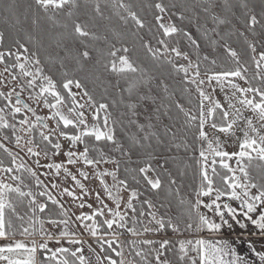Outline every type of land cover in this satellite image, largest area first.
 <instances>
[{
    "label": "snow or ice",
    "instance_id": "obj_1",
    "mask_svg": "<svg viewBox=\"0 0 264 264\" xmlns=\"http://www.w3.org/2000/svg\"><path fill=\"white\" fill-rule=\"evenodd\" d=\"M88 3L89 0H83V4L80 0H32L24 18L28 19L27 13L34 5L31 25L38 34L26 31L21 36L16 0H0L4 23L8 25L0 29V173L6 174L0 179V264H93L84 255L85 241L77 236L81 229L99 243V252L88 245L95 264H248L226 239H181L177 249L170 239L120 237H143L169 229L173 234L200 233L204 229L219 233L222 225L232 226L226 215L244 228L245 224L237 219V207L218 202L222 197L239 201L242 216L264 231V40L258 39L264 35V0H237L243 11L236 19L243 30L224 34L220 26L231 21L215 9L231 11L229 0H220L219 4L217 0H105V7L111 8L124 28L109 29L113 40L97 35L90 30L95 24L90 26L76 16L74 10L87 8ZM92 11V19H111L105 17L99 2ZM188 12L193 15H186ZM200 12L205 14V24L199 23ZM209 19L211 29L206 27ZM185 20L189 24L196 22L197 33L210 42L213 51L223 48L226 58L220 70H215L217 58L201 53L199 39L183 26ZM41 21L48 22L49 27L43 28ZM69 22L71 33L67 32ZM57 28L65 31L52 36L51 29ZM233 35L243 39V51L229 43ZM66 37H74L83 50L73 55L64 43ZM45 38L52 39L56 49L63 51V56L56 52L58 62L50 51L51 45H45ZM101 39L105 48L89 43ZM65 60H75L79 72L92 62L91 71L81 78L77 72H69ZM100 69L115 77L112 86L119 90V105L127 112L113 114L117 100L109 101L108 88L103 86L101 76L95 75ZM89 76L94 85L101 81L99 99L95 87L90 89L85 83ZM169 78H178L179 98L177 91H169ZM154 80H159L158 86L165 94L159 104L149 87ZM142 88L147 91L142 92ZM141 105L143 112H138ZM173 108L175 115L171 114ZM161 110L172 123L164 124L162 132H158L153 121H160ZM143 113H149L146 123L139 120ZM126 115L127 125L136 129L135 133H126L130 147L117 137V125L123 130ZM153 140L161 147L169 145V150L183 146L191 153L189 159L194 161L199 186L196 200L186 213H160L165 205L158 206L147 195L164 189L165 175L171 193L176 179L166 167L169 157H160L154 165L157 156L147 152L142 162L137 159L138 167L127 166L133 162L132 149L151 148ZM9 144L19 151H13ZM108 145L112 146L109 152L127 157L123 178L119 175L121 160L105 151ZM229 146L235 150L229 151ZM20 152L34 158L36 168L29 166ZM57 157L63 159L57 162ZM108 164L114 167L100 169ZM50 174L54 178L45 183L41 177L48 178ZM128 175L139 187L129 184ZM109 177L111 184L107 182ZM91 179L98 181L103 196L101 191L86 186L85 181ZM69 180L80 190L79 195L67 186L59 195H53V190ZM123 193L128 194L126 199ZM60 195L70 197L74 204L78 201V208L90 211L81 212L72 221ZM89 195L94 197L92 202L85 199ZM185 203L188 202L180 201L181 205ZM254 213L258 219L253 218ZM70 222L76 225L75 231L70 230ZM104 226L103 236H99ZM53 228L59 229L58 234ZM65 238L74 247L64 246ZM53 241L55 248L49 246ZM257 255L264 264V252Z\"/></svg>",
    "mask_w": 264,
    "mask_h": 264
},
{
    "label": "trees",
    "instance_id": "obj_2",
    "mask_svg": "<svg viewBox=\"0 0 264 264\" xmlns=\"http://www.w3.org/2000/svg\"><path fill=\"white\" fill-rule=\"evenodd\" d=\"M96 2L100 3L101 8L104 10L105 17H111V19H101L99 17L92 19V17L95 16V13L92 11V8ZM125 2H128V0H125ZM133 2H135V0H133ZM168 2H169V0H165V3H168ZM177 2H179V0H177ZM189 2L195 3V2H197V0H189ZM200 2L202 3L203 0H200ZM217 2L219 4L220 0H217ZM251 2H253V0H250V3ZM16 3L18 5L17 15H18V18L20 20V25L18 27L23 30L20 32V35L23 36L26 31L32 32L33 35H37L38 32L34 31L32 29V25H31L32 12L36 11L34 5H33V8L31 10H29L27 13L28 19L25 20V18H24L26 7L28 4L32 3V0H16ZM229 3L231 5H233L231 11H226V10H224L223 7H217L215 9V11L219 15H221L222 18H226V19L231 21V24H226V25L220 26L219 31L221 32V34H224L230 30L231 31L243 30V26L236 19V17L242 16L243 10H241L238 7L237 0H229ZM81 4H83V2H81ZM74 11L76 12V16L79 17V20L81 22H87L90 26L95 24L96 27H90V30L96 32V34L101 36L102 38L107 36L109 40L114 39L112 36V33H111V31H109V29H111L113 31H123L124 30L121 23L114 16L111 8L105 7V0H89L87 8L81 7L79 9H75ZM196 11H200V9L197 8ZM257 11H259V8H257ZM233 12L236 13V16L232 15ZM186 15L191 16V15H193V13L188 12V13H186ZM200 15H201V20L199 21V23L205 24V14L203 12H200ZM4 18H5V13H3L2 10H0V29L8 28V25H6L4 23ZM148 18L151 19L150 14H149ZM176 22H177V24H181V22L178 20ZM41 26L43 28L49 27L48 22H46V21H41ZM183 26L186 28H189L192 31L193 35L199 39V42L201 43V53L202 54H208L210 56V58H217L218 66L215 70H220L219 65L226 58V54L224 53L223 48L218 47V48H216L215 51H213V48H212V45L210 44V42L201 38L200 34L197 33L195 21L192 24H189L188 21L185 20L183 22ZM206 27L209 29H211V27H213L210 19L207 20ZM9 31L14 32L15 29L9 28ZM64 31H65L64 29H59V28L51 29L52 36H56L58 33H63ZM257 31L259 32L260 30L257 29ZM67 32L68 33L72 32L71 22H69V28L67 29ZM145 38L147 39V36ZM212 38L217 39V37H215V36H213ZM128 39H129V41L131 40L130 37ZM249 39H252V37L249 36ZM258 39L264 40V35L258 37ZM44 43H45V45H51L50 51L52 52L54 58H56L57 62H58V57H56V52L59 51L60 56H63L64 55L63 51L56 49L54 41L50 38H45ZM64 43L71 50L73 55H77L79 53V51L83 50V46L80 45L78 42H76L74 37H66L64 40ZM89 43L94 44L95 47H97V48H105L106 47L104 39H101V40H98L95 42L89 41ZM221 43H223V42H221ZM229 43L231 44L232 47L236 48L238 51H243L246 47L245 44L243 43V39L239 38L237 35H233L230 38ZM117 46H119V45H117ZM92 54L95 57L96 54L94 51ZM140 55L143 56V53L140 52ZM65 63L67 65L70 73L71 72H77V74L81 78H83L86 73H89L91 71V63L92 62H88L86 64L84 72L78 71L79 66L76 64L75 60H65ZM224 66L225 67H231V65H224ZM53 71L55 72L56 69L53 68ZM95 75H100L101 81L103 82V86L108 88L109 101H111L112 99L117 100V107L112 109L113 114L118 115L120 112H127L128 110L125 107L119 105V100H120L119 90L112 86L115 84V77L109 76L107 73H104L102 69L97 71L95 73ZM177 80H178V78H177ZM177 80H172L171 78H169L166 82L170 86L169 91H174V90L177 91V98H179ZM101 81H97L96 84L94 85L92 82V76H89V79L85 81V83L88 84V87L90 89L95 87V94H96L97 99L100 98V95L102 94V91H103L102 87L100 86ZM158 85H159V80H154V81H152L151 85H149V87H151L153 90V94L157 95V97H158L157 104L160 103V100L165 95L163 93L162 86H158ZM124 86L125 85L122 82L121 87H124ZM141 91L142 92L147 91V88H142ZM124 98H125V100L128 99L127 93H124ZM181 102L183 103L184 101L182 100ZM151 107L152 106L150 105V108ZM140 108H143V105H141L137 109V111H139ZM162 113H163V110H161V119L159 122H156L155 120L153 121L154 123H157L156 130L158 132H162V127L164 124L172 123V121H169L167 119V117L163 116ZM171 114L172 115L176 114V110L174 108L172 109ZM128 119H129L128 115H126L123 118V126H124L123 130H122L121 125H117V137L119 140H121L123 143H125L126 147L131 146V141L127 139L126 133H135L136 132V129L134 126H128L127 125ZM143 119L146 120L144 115H141V117H139L140 122H142ZM176 143H180V141L177 140ZM107 147H112V146L111 145L104 146L105 149ZM132 150L134 153V155L132 157L133 162L127 165L129 168L138 167L139 165L136 163L137 159H140L142 162L143 159L146 158L145 154L147 152H152L153 155L157 156L158 159L153 161L154 165L160 162V157H163V156L169 157V162L166 165V167L171 171L172 176L176 179V184L171 186V193H169V190H168V184H167L168 177L165 175L164 176V181H165L164 189H162L158 194L157 193H148L147 194L148 196L149 195L152 196L153 201L155 203H157L158 206L160 203H163L165 205V207L160 208V213L167 212V208L169 206H171V204L174 207L177 205L182 207V211H179L182 213H183V211H185L184 210L185 206H187V209H188L189 204L192 202L186 203V205H181L177 202L176 199H178L177 195L179 193H181V194L187 193L190 196V193L194 194V191L197 189L196 177L198 178V176L196 175V169L194 166V161L189 159V157L191 156V153L186 152L184 150L183 146H181L179 149H177L175 147H171V149L169 150V145L166 144L165 146L161 147V146H158L154 140L152 141V147L151 148H148L147 146H145L144 148L137 147V148H133ZM137 153H139L140 155L137 156L136 155ZM115 154L116 155L118 154L119 155L118 159L121 160L120 176L123 178L125 176V173L123 172V168L125 167V161L127 160V157L121 156V154L119 152H115ZM5 163L7 164V161ZM181 173H183V175H181ZM127 178L129 180V184L131 186L139 187L138 185H136L132 181L131 175H128ZM141 183H143V182H141ZM155 196H156V198H155ZM171 212L173 213L172 216H175L173 209ZM100 219H103V218L101 217ZM104 228H106V226H104ZM168 232H171V230L169 229ZM113 256H114V258H116L114 253H113Z\"/></svg>",
    "mask_w": 264,
    "mask_h": 264
},
{
    "label": "rangeland",
    "instance_id": "obj_3",
    "mask_svg": "<svg viewBox=\"0 0 264 264\" xmlns=\"http://www.w3.org/2000/svg\"><path fill=\"white\" fill-rule=\"evenodd\" d=\"M80 2H83V0H80ZM138 112H143V108H140V110ZM143 115L146 118L147 115H149V114L148 113H143ZM146 122H147V120L143 119L141 123H146ZM64 143H65V145H67V142L66 141ZM8 147L11 148L13 151H19V149H16L14 147V145H12V144H9ZM108 148L110 149L111 147H107L106 148L107 150L105 149L106 152H109V149ZM228 150L229 151H234L235 148L232 147V146H229L228 147ZM109 154L112 155V156H114V157H116L117 159L119 157V155L118 154L116 155L115 152H109ZM20 156L24 158L25 162L29 166H31L33 168H36V165L33 163V159L34 158H29L28 156L25 155L24 152H20ZM61 159H63V158L62 157H57L56 158L57 162H59ZM41 162L42 163L45 162L42 157H41ZM232 166L235 167L236 165L233 163ZM69 167H72V166H69ZM76 167H79V165L76 166ZM113 167L114 166L111 165V164L101 165L100 166V169L108 168V169L111 170ZM72 170L75 171V167H73ZM84 170L89 171V172L92 171L90 168H86ZM37 171L39 172V171H47V170L46 169H43V170L42 169H37ZM120 173H119V175H120ZM5 175L6 174H4V173H0V179H2ZM50 178H54L52 176V174H50V176L48 178H45L43 176L41 177V179H44L45 180V183H47L48 182V179H50ZM61 179H63V173H61ZM107 182L109 184L112 183L110 177L107 178ZM85 183H86V186L89 189H92L93 191H101V195L103 196V192L100 189V186H99V183H98L97 180L91 179L89 181H85ZM196 184H197L196 187L198 189L199 179L197 177H196ZM66 186L72 188L73 190H75L78 195L80 194V190L78 188H76V186L73 183H71V181L69 180V181H64V183L61 185L60 188L53 190V195H59L61 193L62 187H66ZM123 195H124V197L126 199L128 194L127 193H123ZM149 197L152 198V196H150V195H149ZM155 198H156V196H155ZM177 198L178 199H176V200H177V202L179 204H180V201L182 199L184 201L188 202V203H190V202L194 203L195 200H196L195 191H194V194L190 193V196L187 193H184V194L179 193L177 195ZM60 199H61V202L65 205V208L68 210L69 216L72 218V221H75V216L76 215H79L81 212H89L90 211L87 207H85L84 209L78 208L77 207L78 201L74 204L72 202V199L70 197H67L66 195H60ZM85 199L88 202H92L94 200V197L92 195H89V196L85 197ZM202 199L207 200V198H202ZM218 202H230V203H233V206L234 207H237V219L240 220L241 223H244L245 224V227L244 228H241L239 223H237L235 220H231V218L227 217V215H226V218L229 219V223L232 226H231V228H229L227 225H222L219 233H211V232H209L208 229H204L200 233L185 232V233L173 234L171 232H168V230H167V231H165L163 233H148V234H145V236H143V237H131L130 235H127L126 234L125 236L120 237V239L121 240H127V239H145V238H147V239H155V240L170 239L174 243H176V246H177V249H178V241L181 240V239H193L194 240L196 238H205V237H207L209 235L212 236V235H231V234H237V233H247V234H254V235L259 236V237L250 236V237H246L245 238V239L250 240L251 243L253 242V244L258 245L259 247H260L261 244L264 243V231H262L261 229H259L255 225H253L251 223V221H248L247 218H245V217L242 216L241 210L239 208V201L231 202V201H229L228 197H222L221 198V201H218ZM184 205H186V203ZM172 206L173 205L171 204V206H169L167 208L168 215H171V216L173 215V213L171 212L172 209L174 211L175 216L178 215V214H180V213H182V212H179V211H182V207H180L178 205L175 206V207L174 206L172 207ZM184 210L185 211H183V213H186L187 210H188L187 209V206H185ZM201 211L207 212V210L206 209H203V208H201ZM208 214H209V216L212 215L211 213H208ZM252 215H253V218L258 219V216L255 213L252 214ZM217 222L219 223L220 221L217 219ZM87 223H90V222H87ZM69 228H70V230L75 231L76 230V225L74 223L70 222ZM52 230L54 232H57V234L59 232V229L53 228ZM104 230H105V228L104 227H101L99 229L98 235L99 236H103ZM118 231H121V230H118ZM77 236L80 237V238H87L89 236L87 238L88 239L87 242L83 244L84 255L87 256L89 259H91L92 262H93V264H95V255L89 250L88 245L91 244L92 247L95 248L97 252H99L100 251L99 243L94 238L91 237L90 233H88L86 230H83V229H81L80 231L77 232ZM17 238H19V237H17ZM107 238H111V237L109 236ZM62 243L66 247H74V246L68 245L67 242L66 243L65 242H62ZM51 247H53V246H51Z\"/></svg>",
    "mask_w": 264,
    "mask_h": 264
},
{
    "label": "crops",
    "instance_id": "obj_4",
    "mask_svg": "<svg viewBox=\"0 0 264 264\" xmlns=\"http://www.w3.org/2000/svg\"><path fill=\"white\" fill-rule=\"evenodd\" d=\"M259 237L254 234H247V233H237V234H231V235H209L205 238L212 239V240H218V239H226L228 243L231 245L232 248L236 250V253L238 256L245 259L248 264H261V261L259 260V256L257 253L264 252V243L260 245V247L256 244L251 243L250 240L245 239L246 237ZM89 237V236H88ZM87 237V238H88ZM80 238V237H79ZM87 238H81L82 240L87 242ZM18 239H23V237H19ZM62 242H67V239L65 238ZM49 246L56 247L55 242H49Z\"/></svg>",
    "mask_w": 264,
    "mask_h": 264
}]
</instances>
